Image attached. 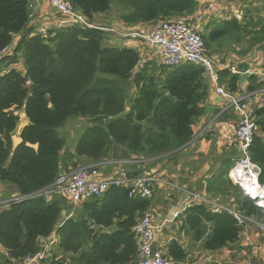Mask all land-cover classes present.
Masks as SVG:
<instances>
[{"label": "trees", "instance_id": "16d2710c", "mask_svg": "<svg viewBox=\"0 0 264 264\" xmlns=\"http://www.w3.org/2000/svg\"><path fill=\"white\" fill-rule=\"evenodd\" d=\"M65 1L94 28L55 26L38 33L34 17L29 19V0H0V184L10 198L44 190L77 168L109 161L128 162L123 165L128 179L144 176L150 165L175 160L203 114L209 85L202 68H169L156 60L141 64L139 51L114 46L119 38L97 23L113 0ZM118 1L127 10L120 22L128 26L176 20L199 26L198 0ZM244 29L235 21L205 25L199 33L207 55L221 47L212 41L240 37ZM252 36L253 42L263 41L264 28ZM246 69L240 64L237 74L218 72L219 84L237 92L239 73ZM248 82V92L262 86L255 75ZM20 111L28 123L14 146ZM252 118L256 131L249 156L264 185V107ZM69 119L90 121L73 148L59 134ZM152 194L130 199L126 189L113 187L103 197L81 202L76 215L64 219V210L71 213L65 197L14 203L0 210V264H21L36 255L53 232L57 244L46 264H136L140 240L134 227L152 208ZM222 195L232 199L237 212L264 221V210L237 186L225 185ZM177 221L179 230L206 252L237 243L242 232L232 215L213 213L203 204L190 206ZM161 253L176 262L186 260L177 241Z\"/></svg>", "mask_w": 264, "mask_h": 264}, {"label": "crops", "instance_id": "0c3cea01", "mask_svg": "<svg viewBox=\"0 0 264 264\" xmlns=\"http://www.w3.org/2000/svg\"><path fill=\"white\" fill-rule=\"evenodd\" d=\"M198 2L201 5L200 17H206L204 21H209L205 25L218 21H235L241 28L245 27L244 33L240 37L231 34L228 38L212 41V46H237L244 43L240 51L248 50V52L241 54L239 51L238 53L244 58L232 54L227 58H217L218 55L214 54L212 59L214 70L217 73L226 70L237 74L236 67L240 64L246 65L247 69L239 74L242 76L245 72H249L250 75L244 82L239 81L237 92L230 94L236 98H244L246 108L253 116L256 109L264 107V93H261L264 90V40L252 41L253 32L260 29V20L254 19L248 15L247 11L241 10L244 7L242 0H232L230 7L216 5L213 3L214 1L208 0H198ZM209 3L214 5L208 8ZM34 18L32 21L34 29L45 31L55 27L60 16L49 5L48 0H39ZM150 26L141 24L130 26L127 29L140 27L139 30L142 32H148ZM18 38L19 36L14 37L16 41ZM120 44L132 47L139 53L143 49L142 44L136 40L122 39ZM232 68L235 69V73L231 71ZM252 75L257 77V85L262 84V86L253 92H248V78ZM207 82L209 85L208 95L201 104L203 114L193 126L192 140L178 150L179 154L174 158L175 160H164L161 163L152 164L143 174L156 178L160 182L153 186V190H157L152 194V208L147 214L151 217L153 224L158 227L154 238V247L164 253L170 242L177 241L186 250V260L183 262L185 264H264V231L254 223L246 224L237 243L215 252L203 251L199 244L192 243L190 236L179 230L178 221L170 226L162 225L163 221L170 216L171 211L180 203L182 190L205 195L210 200L235 210V205L231 202L232 199L229 197L230 201L227 199L228 196L222 194L225 185L232 184L228 178V172L238 156V145L234 132L240 116L235 110L229 108L227 100L215 93L209 78H207ZM220 86L224 89V85ZM19 113H21L19 114L20 123L12 137L14 146L19 142L20 130L28 123L22 111ZM110 162L112 161L99 166V172L104 178L116 177L117 171L120 169L118 166H112ZM163 184H167V186H163ZM7 193L9 194L7 188L0 190V197L10 198ZM68 215L66 210L62 212V216H66L65 218ZM255 221L264 224V221Z\"/></svg>", "mask_w": 264, "mask_h": 264}, {"label": "built area", "instance_id": "2783aa9c", "mask_svg": "<svg viewBox=\"0 0 264 264\" xmlns=\"http://www.w3.org/2000/svg\"><path fill=\"white\" fill-rule=\"evenodd\" d=\"M48 2L60 16L56 24L57 27L64 28L79 25L94 28L83 16L74 12L67 1L48 0ZM38 4L39 0H29V19L34 17ZM105 31L119 38L142 42L143 46L148 48L145 52L148 55L155 56L162 66L173 68L184 64H192L204 70L205 76L211 81L215 93L227 100L229 108L235 110L240 116L234 132L238 145V156L228 172V178L234 186L240 188L254 202L257 208L264 210V185L259 182L260 169L251 161L249 156V149L256 131L254 119L246 108L244 98L232 96L219 85L218 73L214 70L213 59L207 55L198 26L190 27L184 20H176L153 23L148 32H119L115 29L112 30V28H105ZM3 53L0 52V56ZM231 71L236 72L233 68ZM261 93H264V90ZM110 163L112 166L120 167L116 177H102L99 172V165L80 167L69 174L59 175L53 184L44 190L28 196H13L0 200V210L14 203H21L32 198L44 197L50 199L52 196L65 197L71 205H79L83 201L103 197L113 187L126 189L130 199L147 198L151 196L155 183H160L158 179L147 175L128 179L125 177L123 169V165L128 162L115 161ZM163 186H167V184H163ZM182 193L180 203L171 211L170 216L163 221L162 225L170 226L181 217L187 208L194 204H203L213 213L227 212L232 215L241 225L243 231L247 223H254L264 231V224L212 201L205 195L186 190H182ZM69 217H71V213H69ZM157 228L149 215H145L137 221L134 233L139 238L140 243L139 259L136 264H185L164 257L160 250L154 247ZM56 244L57 238L55 232H53L45 242H42L39 252L25 259L21 264H46L45 261L50 257L51 249Z\"/></svg>", "mask_w": 264, "mask_h": 264}, {"label": "rangeland", "instance_id": "374dc122", "mask_svg": "<svg viewBox=\"0 0 264 264\" xmlns=\"http://www.w3.org/2000/svg\"><path fill=\"white\" fill-rule=\"evenodd\" d=\"M208 1H210V2L214 1L213 3L216 5H225V7H230L232 0H208ZM242 2H243L244 7H242L241 10L247 11L248 15L254 17V19H259L260 20L259 21V23H260L259 27L264 28V0H242ZM214 4L209 3L208 8L212 7ZM205 5H208V4H205ZM225 11H227V10H225ZM126 12H127V10L124 8V6L121 3H119L118 0H113L111 3L110 12L108 14H105L101 18L99 17L100 19L97 20V23L99 25H102V26L107 27L109 29L110 28H112V30L115 29L119 32H121V31L122 32H140V31H142V30H139L140 27L131 29L129 31L127 28L130 26L122 24L120 22V15H122ZM227 12H229V11H227ZM221 13H222V11H221ZM205 18L206 17L198 18L197 22L199 25L198 26L199 30L202 29V31H203L205 24L209 22V21L208 22L204 21ZM139 25H141V24H139ZM135 26H137V25H135ZM41 32L43 34H45L44 30L41 31L39 29L38 33H41ZM114 37L119 38L116 36H114ZM122 39H125V38H119V40H118L119 43H114L115 44L114 46H120L121 45L120 41ZM140 43L142 44V47H145V46H143L142 42H140ZM243 46H244V43H240L237 46L217 47V50H218V52L216 53L218 55L217 58H221V57L227 58V57H230L229 55H231V54L239 56L240 58H244L238 54ZM146 50H148L147 47L142 49V51H144V52H142V51L140 52L141 64H143L145 62L146 63L150 62L151 60H154V61L156 60L158 62V60L155 58V56L148 55V53L145 52ZM209 57L212 58V56H209ZM233 58H234V56H233ZM149 67H152V66L149 65ZM154 68H157V65H155ZM148 70H150V69H148ZM148 72H151V71H148ZM18 114H21V113H18ZM87 125H90V121H88L86 119H69L66 122V124L59 130V134L63 139H65L68 142L70 148H73L75 146L77 140H78L79 135L82 133L84 127ZM5 188L6 187L4 185L2 186V184H0V190H3V189L5 190ZM155 191L153 193H155ZM2 199L3 198L0 197V200H2ZM67 206L71 207V209H70L71 214H73V216H75L80 205H78V206L73 205V204L71 205L68 202ZM61 217H62V219H64L66 216H61Z\"/></svg>", "mask_w": 264, "mask_h": 264}, {"label": "water", "instance_id": "95a60500", "mask_svg": "<svg viewBox=\"0 0 264 264\" xmlns=\"http://www.w3.org/2000/svg\"><path fill=\"white\" fill-rule=\"evenodd\" d=\"M249 75H250L249 72H245V73L241 76V78H240V82H244V80H245Z\"/></svg>", "mask_w": 264, "mask_h": 264}]
</instances>
